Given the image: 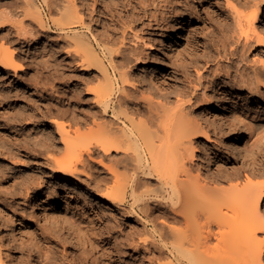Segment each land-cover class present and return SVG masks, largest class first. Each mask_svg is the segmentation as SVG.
Listing matches in <instances>:
<instances>
[{"label":"bare ground","instance_id":"obj_1","mask_svg":"<svg viewBox=\"0 0 264 264\" xmlns=\"http://www.w3.org/2000/svg\"><path fill=\"white\" fill-rule=\"evenodd\" d=\"M86 2L91 7L88 22L85 4L79 5L77 0H0V74L16 78L21 70L19 52L13 45L22 48L38 43L46 33L54 32L66 45V59L96 81L86 87L90 105L81 110V117L73 114V103L82 99L78 98L80 91L69 88L67 93L58 92L48 122L57 135L49 141L59 146V154L47 156L44 165L59 176L58 182H73L79 174L88 173L87 168L98 165L103 174L104 192L100 196L106 201L104 209H117L122 217L135 219L143 238L132 242L134 248L164 251V264H264V182L252 180L264 177V157L239 144L247 121L236 102L243 94L257 103L264 102V0H227L219 12L226 17L225 22L220 21L219 27L212 24L201 38L187 39L183 44L178 37V31L185 29L180 16L189 0H116L127 8L124 18L115 14L123 28L120 38L103 30L95 33L91 22L95 16L102 19L104 1ZM167 14L175 19L168 20ZM115 15L109 16L112 19ZM136 23L139 28H132L129 35L127 24ZM167 25L174 38H169L164 49L177 59L170 61V70L157 72L156 62L145 50L154 49L158 41L147 32ZM212 36L218 39L206 44ZM175 44L176 49L183 45L178 54L173 51ZM64 66L60 61L58 71ZM136 70L142 72L139 79ZM61 72L57 76L63 80ZM212 88H218L231 115V120L217 119L221 132L227 139L232 125L237 130L236 138L228 140L225 159L219 146L210 143L209 122L192 114V107L202 113L201 103ZM202 140L206 146L200 145ZM22 145L24 149L26 142ZM199 149L202 156L197 155ZM234 157L241 159V171L234 168L236 164L232 166ZM243 171L246 179L241 185L238 181ZM38 180L32 188L34 200L44 186ZM25 191L31 192L30 188ZM55 201L52 197L49 202ZM62 225L67 243L84 246L72 224ZM16 239L11 232L9 243L16 246ZM89 249L94 264H109L99 250L90 245ZM3 259L0 251V264H6ZM50 261L59 263L55 258Z\"/></svg>","mask_w":264,"mask_h":264},{"label":"rangeland","instance_id":"obj_2","mask_svg":"<svg viewBox=\"0 0 264 264\" xmlns=\"http://www.w3.org/2000/svg\"><path fill=\"white\" fill-rule=\"evenodd\" d=\"M77 1L79 5L85 4L84 12L88 22L89 15L87 14H90L91 11L90 4L86 0ZM103 1L104 5L101 7L103 20L96 19L95 16L91 22L93 29H97H95V33L99 32L98 34H101L107 31L109 35L113 34V38H120L123 28L121 27V22L116 21L118 19L116 15L120 14L124 18L126 12L123 10L127 8L123 9L120 3H117L118 0L117 2L116 0ZM226 1L194 0L192 2V0H189L184 8V15L180 16L184 17L182 24H184L185 28L178 31L180 44H183L187 39L196 41L207 30L212 28V24L215 27H219L220 21L225 22L226 17L223 14L219 15V12L223 10ZM6 6L9 5L3 7ZM41 8L43 9V5H41ZM110 13L116 14L112 18L113 20L109 16ZM166 16H168L170 21L175 19V16H169V14ZM259 20L261 25L263 21ZM113 21H115V24ZM181 21L178 20L177 22ZM171 24H175V22ZM230 24L232 25L231 20ZM137 25V23L136 25L127 24L125 31L131 33L132 28L133 30L139 28ZM171 29V26L167 25L165 29L149 30L147 32L148 37H153L158 41H155L154 49L147 48L145 50L156 62L157 72L165 69L170 70V61L177 59L175 55L164 49L169 38H174V36L170 35ZM183 32H187L186 35ZM44 36L41 37L38 43L24 45L22 48L19 47L20 45H13V48H16L19 52L18 60L21 65V70L18 71L16 78L12 76L6 78V75L0 74V251L4 255L3 262L6 264H37L38 261H41L42 263L54 264L50 259L55 258L59 261L58 264H94L95 260L89 249L90 245V247L92 246L99 250L109 264H149L150 262L153 264H164L167 261L164 251L144 247L134 248V243L132 244V242H137L138 238H143L138 233L142 227L137 225L135 219L131 220L122 217L117 209H112L113 212L104 209L106 201L100 196L104 192V184L101 182L103 174L98 165L94 164L89 170L87 168L88 173L79 174L73 182H58L59 176L56 174L52 175L44 165L47 163V156L52 158L54 155L53 157L55 158L59 154L57 151L59 146H56V144L52 146L49 141V139H54L57 135L54 134L55 128H53V125L48 122L50 118L48 112L53 110L52 108L57 102L58 92L67 93L69 88L80 91L78 98L82 99H78L73 103V105L75 104L74 107L76 106L73 114L76 117H81V110H87L90 105L91 95H86L85 90L88 87H92L90 85L91 82L93 86L96 84V81L90 79L89 74H83L77 69L79 68L77 63H71L66 59V45L59 39L57 33L48 32ZM129 38L130 36H127L126 41ZM217 39L218 37L216 36L208 37L206 44L209 41L210 43L215 42ZM11 40L13 39L11 38ZM178 44L173 46V51L176 54L180 53L183 47L181 45L180 48L176 49ZM212 48L216 49V46ZM60 61L65 64L63 70H61L64 72L63 80H60L57 76L59 72L62 73L58 71V63ZM223 62L226 63V60H223ZM141 73V71L136 70L135 76L138 77H136L137 79H139V76L141 77L139 75ZM217 89L207 90L208 97L205 102L201 103L203 106L201 107L202 113L200 114L194 110L195 107H192V114L209 122L212 140L210 143H215L219 146L220 152L222 154L224 152L222 158L225 159L229 155L228 140L229 138H236L237 130L232 125L227 130L229 136L227 139L221 132L220 123H218L217 119L224 117L231 120V115L226 112L225 105L221 102L222 95L217 93ZM261 91L263 92L262 100L264 101V87L261 88ZM236 102L237 107L245 111V122L247 121L246 123L244 122L245 126L241 129L239 144L242 147L253 149L252 151L256 150L260 155L263 154L264 157V111H261L264 110V102L257 103V100L252 101L244 94L236 98ZM257 106L261 107L260 110L257 109ZM23 142H26L24 149ZM200 145L206 146L205 140H202ZM45 151L46 153H44ZM201 152L199 149L197 155L202 156ZM255 157H259V155ZM234 159L236 162L231 163L232 166L236 164L234 168L241 171L243 169L241 159L236 157ZM25 162L26 166H23L22 164H25ZM244 172H241V177L238 181L241 185L246 179L243 178L245 177ZM38 179L44 183V186L41 194L36 196L34 200V198L31 199L32 188L37 185ZM252 180L262 184L264 177H256ZM96 182H99L98 187H96ZM235 182L237 181L233 183ZM29 188L31 192L29 191L28 195L25 190ZM52 197L56 199L55 202H49ZM94 202L96 203L94 204ZM38 211L40 213H37ZM11 220L14 222L13 224ZM165 220L167 221V219ZM65 222L72 224L76 236L83 242L84 246L65 241L63 236L64 226L62 225ZM213 228L215 227L213 226ZM10 231L15 232L17 236L16 246H14L15 243H9ZM40 254L42 257L39 259Z\"/></svg>","mask_w":264,"mask_h":264}]
</instances>
